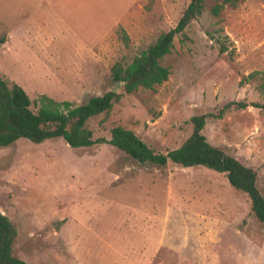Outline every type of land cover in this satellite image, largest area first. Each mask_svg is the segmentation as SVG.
<instances>
[{
	"label": "rangeland",
	"instance_id": "1",
	"mask_svg": "<svg viewBox=\"0 0 264 264\" xmlns=\"http://www.w3.org/2000/svg\"><path fill=\"white\" fill-rule=\"evenodd\" d=\"M222 1L202 0L174 35L160 61L166 80L126 93L111 65L129 63L189 0H0V75L31 101L78 104L114 89L120 97L86 123L92 137L119 125L165 153L188 136L191 115L264 101V0L223 3L213 14ZM202 134L256 171L264 197V109L207 118ZM0 213L16 231L12 255L26 264H264V225L224 173L141 163L108 143L1 146Z\"/></svg>",
	"mask_w": 264,
	"mask_h": 264
},
{
	"label": "trees",
	"instance_id": "2",
	"mask_svg": "<svg viewBox=\"0 0 264 264\" xmlns=\"http://www.w3.org/2000/svg\"><path fill=\"white\" fill-rule=\"evenodd\" d=\"M237 0H223L211 7L217 14L223 3L234 5ZM202 0H189L175 24L161 31L155 39L129 63L114 62L109 75L113 82L130 93L138 87L152 88L167 79L169 71L160 61L170 51L174 35L182 33L189 22L202 10ZM5 36H0V44ZM220 51L225 47L220 42ZM264 77V72H262ZM264 80V79H263ZM264 86V83H263ZM120 93L109 89L74 104L68 100H54L39 94L31 101L16 82L0 75V147L24 138L33 143L61 138L69 147H87L95 143H108L141 163L163 166L167 162L182 167L204 166L224 173L228 183L245 193L249 210L264 225V197L256 186V171L222 149L210 144L202 134L207 118H219L230 109L252 106L264 109V101L229 100L215 112L193 114L188 118L191 126L188 136L175 148L159 153L148 147L133 131L119 125L109 129V137H92L87 126L89 118L107 112ZM35 105V109L30 104ZM16 231L9 219L0 213V264H26L11 253V242Z\"/></svg>",
	"mask_w": 264,
	"mask_h": 264
}]
</instances>
